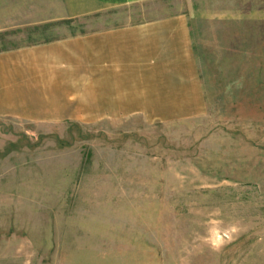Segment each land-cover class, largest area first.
<instances>
[{
    "label": "rangeland",
    "instance_id": "rangeland-1",
    "mask_svg": "<svg viewBox=\"0 0 264 264\" xmlns=\"http://www.w3.org/2000/svg\"><path fill=\"white\" fill-rule=\"evenodd\" d=\"M11 9L0 8V50L24 39L5 29ZM177 13L198 25L196 45L216 59L227 34L264 21V0H160L68 28ZM53 25L50 38L62 34ZM245 56L264 68L259 48ZM248 64L231 87L216 64L202 70L204 108L190 117L52 126L0 119V215L19 221L21 234L6 264H264V89L247 88Z\"/></svg>",
    "mask_w": 264,
    "mask_h": 264
},
{
    "label": "crops",
    "instance_id": "crops-1",
    "mask_svg": "<svg viewBox=\"0 0 264 264\" xmlns=\"http://www.w3.org/2000/svg\"><path fill=\"white\" fill-rule=\"evenodd\" d=\"M154 1L160 0H0V8H12L5 29L26 40L45 36L0 50V119L93 125L199 113L204 93L186 13L132 23L95 21L87 31L69 32L68 21ZM55 22L62 34L50 38ZM20 235L19 221L10 224L0 215V264L6 254L19 253L14 242Z\"/></svg>",
    "mask_w": 264,
    "mask_h": 264
},
{
    "label": "trees",
    "instance_id": "trees-1",
    "mask_svg": "<svg viewBox=\"0 0 264 264\" xmlns=\"http://www.w3.org/2000/svg\"><path fill=\"white\" fill-rule=\"evenodd\" d=\"M189 24L194 55L198 62V68L201 69L199 73L200 79L203 76L202 70H207V67L209 68V66L211 67L213 64H216V68L220 69L216 74L217 78L223 80L221 82L225 87L234 86L238 78L237 74L240 71L241 64L246 60L249 63L245 70L246 85L249 86L247 88L262 87L264 89V68L256 69L253 57L250 56L249 59H246L245 56L252 47H256L259 48V52L264 58V21L243 22V29H245V32L243 35L239 34L238 38L235 37L234 33L232 34L230 32V34H227L225 40H220L222 49L216 59H213L200 45H196L195 29H197L198 25L193 26L191 22H189ZM233 91L230 89V92L234 95L240 94V89L239 91ZM254 96L255 93H251L250 97H252L253 101ZM256 100L257 99H255V101Z\"/></svg>",
    "mask_w": 264,
    "mask_h": 264
}]
</instances>
